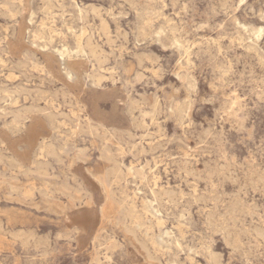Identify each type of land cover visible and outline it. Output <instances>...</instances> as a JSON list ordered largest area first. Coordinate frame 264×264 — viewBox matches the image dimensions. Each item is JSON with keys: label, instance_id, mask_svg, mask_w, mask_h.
<instances>
[{"label": "rangeland", "instance_id": "rangeland-1", "mask_svg": "<svg viewBox=\"0 0 264 264\" xmlns=\"http://www.w3.org/2000/svg\"><path fill=\"white\" fill-rule=\"evenodd\" d=\"M0 264H264V0H0Z\"/></svg>", "mask_w": 264, "mask_h": 264}, {"label": "bare ground", "instance_id": "bare-ground-1", "mask_svg": "<svg viewBox=\"0 0 264 264\" xmlns=\"http://www.w3.org/2000/svg\"><path fill=\"white\" fill-rule=\"evenodd\" d=\"M75 70H76V69H75ZM110 157H111V156H110ZM108 158H109V157H108ZM114 162H115V161H114ZM117 162H118V161H117ZM115 164H116V163H115ZM117 165H118L117 167H119V164H117ZM117 167H116V168H117ZM118 169H119V168H118ZM119 171L121 172V170H119ZM119 171H118V172H119ZM100 177H101V176H100ZM104 178H105V177L103 176L102 180H103ZM106 178H107V177H106ZM99 179H101V178H99ZM106 181H107V180H106ZM107 185H108V184H107ZM104 187H105V185H104ZM109 187H110V186H109ZM67 189H68V188H67ZM67 189H66V190H67ZM108 190H109V189H108ZM67 191H68V190H67ZM145 207H146V206H145ZM145 207H144V208H145ZM147 208H148V207H147ZM151 208H152V207H151ZM151 208H150V209H151ZM131 210H132V209H131ZM152 211H153V210H152ZM155 211H156V210H155ZM151 214H152V213H151ZM156 215H157V214H156ZM134 217H135V216H134ZM134 217H133V219H135ZM153 217H154V215H153ZM137 218H139V217H137ZM139 219H141V218H139ZM137 220H138V219H136L135 222H136ZM138 222H139V220H138ZM138 222H136L137 225H138ZM141 222H143V221H141ZM134 224H135V223H134ZM141 224L143 225V223H140V225H141ZM135 226H136V224H135ZM136 227H137V226H136ZM138 227H140V226H138ZM138 227H137V228H138ZM141 227H142V226H141ZM165 234H166V232H165ZM94 238H95V237H94ZM155 239H156V238H155ZM156 243H157L158 245H161L162 243H165L163 237H160ZM106 258H108V257H106Z\"/></svg>", "mask_w": 264, "mask_h": 264}]
</instances>
